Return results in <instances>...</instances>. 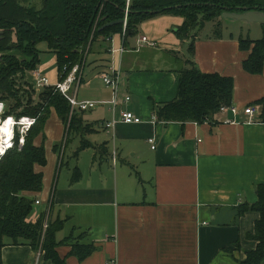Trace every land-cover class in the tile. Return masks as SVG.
Wrapping results in <instances>:
<instances>
[{
    "label": "crops",
    "instance_id": "crops-1",
    "mask_svg": "<svg viewBox=\"0 0 264 264\" xmlns=\"http://www.w3.org/2000/svg\"><path fill=\"white\" fill-rule=\"evenodd\" d=\"M220 19L219 38L200 32L194 36L191 59L202 72L233 78L232 103L239 111L219 110L203 123L149 122L155 104L175 98L179 70L188 58L190 40L176 33L180 15L162 13L142 20L125 44L121 37L113 38L111 46L123 47L121 54L110 53L109 42L101 38L91 44L75 96L101 103L81 114L85 131L76 134L73 163L62 178L56 169L66 146L64 125L51 110L43 128L46 165L35 167L43 174L42 189L25 193L39 200L29 217L35 221L48 212L54 189L49 217L63 220L56 241L72 236L94 246L79 261L69 254V245L60 243L56 251L67 264H239L255 248L247 234H253L258 213L239 215L237 210L255 203L256 186L264 183V104L258 102L264 96V64L259 74L243 69L249 52L239 49L238 40L255 36H250L251 28L247 35L243 27L234 33L230 24L224 29V17ZM142 36L152 44L139 43ZM112 68L119 71L115 105L102 79ZM38 69L57 80L52 53ZM249 105L257 109L251 117L243 112ZM122 111L144 122L122 123ZM112 120L117 121L106 127ZM40 142L38 135L34 144ZM75 168L80 178L71 183ZM1 258L3 264H53L27 243L10 240H5Z\"/></svg>",
    "mask_w": 264,
    "mask_h": 264
},
{
    "label": "trees",
    "instance_id": "trees-1",
    "mask_svg": "<svg viewBox=\"0 0 264 264\" xmlns=\"http://www.w3.org/2000/svg\"><path fill=\"white\" fill-rule=\"evenodd\" d=\"M37 1L41 3L40 8H35ZM247 10L264 12V0H128V3L127 0H29L24 3L0 0V101L5 104L4 116L36 117L22 148L18 149L15 140L14 147L0 159V264H3L1 249L5 240L13 244L25 242L53 264H67L56 251L61 242L56 241L55 234L62 229L63 220L49 217L54 189L47 201L48 212H42L35 221L29 217L36 200L25 193L42 189L43 174L35 167L46 165L43 128L51 109L62 121L66 137L70 133L82 135L85 131L81 123L84 110L72 109L69 101L51 88L34 89L31 73L40 63L37 44L44 41L48 52L55 56L57 80L61 81L75 64L82 67L91 44L98 38L106 41L121 37L125 44L128 36L136 35L142 20L162 13L180 15L183 21L176 33L190 40L188 58L179 70L175 98L155 104L153 113L158 121L203 123L222 106L233 104V78L202 72L197 67L191 59L194 36L210 21L213 23L212 36L219 38L222 13ZM124 18L125 30L123 22L105 26ZM260 25V38L240 37L238 40L239 49L249 52L242 67L251 74H259L264 64V24ZM258 102L264 104V96ZM38 135H41V142L36 145L34 139ZM83 147L82 142L77 151ZM53 148L60 152V146ZM63 164L61 156L58 165ZM79 178L80 171L73 169L70 182ZM256 197L255 203L243 204L237 210L239 215L248 210L258 213L253 234H247L256 246L245 253L239 264H260L264 260V183L256 186ZM62 242L70 246L69 254L79 261L95 249L92 244L80 243L72 236Z\"/></svg>",
    "mask_w": 264,
    "mask_h": 264
},
{
    "label": "built area",
    "instance_id": "built-area-1",
    "mask_svg": "<svg viewBox=\"0 0 264 264\" xmlns=\"http://www.w3.org/2000/svg\"><path fill=\"white\" fill-rule=\"evenodd\" d=\"M128 3V0H127ZM126 25V19L123 20V30H125ZM124 32V31H123ZM113 38L107 39L106 41L109 42L110 47H108L109 52L112 54L115 53H123L124 48L118 47L115 48L114 46H111ZM139 43H145L151 45L152 43L147 40L145 36H142L138 39ZM81 67L78 64H75L67 74V76L61 80V81H54L51 82L50 79L40 70L35 69L31 73L32 83L34 86V89L36 91H41L44 88H51L53 92H59L61 95H63L70 103L71 108H77L79 110H87L90 108H93L96 106V104L101 103L97 101H88V100H77L75 96L76 89L78 87V84L80 82V75H81ZM118 78H119V71L117 69L112 68L110 73H107L103 76V81L106 86H108L111 89L112 92V98L109 101L111 104L115 105V99L117 94V87H118ZM125 100L128 101L129 97H125ZM0 126L3 125L4 121L7 120L9 117L13 120L12 125L10 126V131L12 133V136L10 139H7V145L4 143L5 137L3 133H0V148L3 150L0 151V159L1 157L10 149H12L15 145V140L17 141V147L18 149H21L22 146L25 143V138L32 126L36 122V117L34 116H28V115H21V116H15V115H5V104L4 102L0 101ZM221 111L229 110L234 114H237L239 111V107L236 104H231L230 106L224 105L220 108ZM257 109L249 105L247 107H244L243 112L247 114L249 117L253 116L256 113ZM115 121L112 120L111 122L106 123V127H111L114 125ZM118 121L126 124L130 123H142L144 122L143 119L139 116L134 115L131 112L128 111H122L119 115ZM149 122L156 123L158 122V118L156 114L152 113L150 116ZM234 123V121H232ZM148 142L151 144V148H154V138L151 137L148 139ZM10 145V146H8ZM35 204H39V200L35 201ZM44 229L46 228L47 224L44 223ZM39 253H41L39 251Z\"/></svg>",
    "mask_w": 264,
    "mask_h": 264
},
{
    "label": "rangeland",
    "instance_id": "rangeland-1",
    "mask_svg": "<svg viewBox=\"0 0 264 264\" xmlns=\"http://www.w3.org/2000/svg\"><path fill=\"white\" fill-rule=\"evenodd\" d=\"M19 1H22L24 3L26 1L28 2L29 0H19ZM32 1H35V0H30V2H32ZM35 8H39V5L36 4ZM231 21H234V22H231ZM223 23H224L223 24L224 29H225V26H227V25L229 26V24H230L231 26H229V28L233 31V33H234V31L235 32L238 31L239 27H243L242 31L245 33V35H247L248 28H251L250 36H252V37L255 36V39L260 38L261 33H262V32H260L262 29H261V26L259 25V23L256 24L255 22H253V23L246 24L243 21L241 22L238 20H231L228 18H224ZM210 25H211L210 21L205 22L202 29L200 30V35L212 34V30H210ZM137 31H138V29H137ZM37 48L40 50V52H39L40 64L42 62L48 60L51 57V53L48 52L46 43L44 41L39 42L37 44ZM51 82H54V81H51ZM51 110H53V109H51ZM52 119L53 118H51V120ZM64 143H66L65 144L66 146L64 147L63 151L61 150L62 152H64V154H63L64 164L61 166L57 165V169H56V173H58L59 169H61V171H62L60 178H62L71 169V166L68 164V163L71 164V162H72V157H70V155L72 154V151H74L75 148L77 147V145L79 144V138L77 135H75L73 133H70L66 137V134L64 133L62 144L64 145ZM61 156H62V154H61ZM35 213H36V206L32 210L30 217H34Z\"/></svg>",
    "mask_w": 264,
    "mask_h": 264
},
{
    "label": "water",
    "instance_id": "water-1",
    "mask_svg": "<svg viewBox=\"0 0 264 264\" xmlns=\"http://www.w3.org/2000/svg\"><path fill=\"white\" fill-rule=\"evenodd\" d=\"M221 17L228 18L231 20H238V21H243L246 23H259V24H264V12L262 11H254V10H247V11H242V12H224L222 13ZM122 20H116V21H111L107 23L105 26H111L117 23H122ZM101 27L100 29H102ZM2 32L0 31V34Z\"/></svg>",
    "mask_w": 264,
    "mask_h": 264
},
{
    "label": "clouds",
    "instance_id": "clouds-1",
    "mask_svg": "<svg viewBox=\"0 0 264 264\" xmlns=\"http://www.w3.org/2000/svg\"><path fill=\"white\" fill-rule=\"evenodd\" d=\"M0 107H2V105H0ZM12 123H13V120L11 119V117H9L7 120L4 121L3 125L0 126V133H3L5 138L10 139L12 136V133L10 131V126L12 125ZM8 146H10V145H8ZM0 149H2V148H0Z\"/></svg>",
    "mask_w": 264,
    "mask_h": 264
},
{
    "label": "snow or ice",
    "instance_id": "snow-or-ice-1",
    "mask_svg": "<svg viewBox=\"0 0 264 264\" xmlns=\"http://www.w3.org/2000/svg\"><path fill=\"white\" fill-rule=\"evenodd\" d=\"M7 139H8V138H6L5 141H4L6 145H7ZM2 150H3V149H0V151H2Z\"/></svg>",
    "mask_w": 264,
    "mask_h": 264
}]
</instances>
